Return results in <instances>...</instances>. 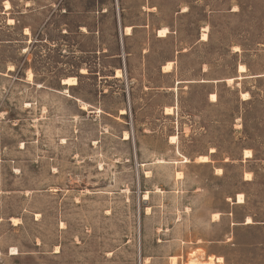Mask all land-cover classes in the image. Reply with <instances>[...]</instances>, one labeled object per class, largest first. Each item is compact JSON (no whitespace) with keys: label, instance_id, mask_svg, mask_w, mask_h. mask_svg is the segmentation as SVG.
Returning a JSON list of instances; mask_svg holds the SVG:
<instances>
[{"label":"rangeland","instance_id":"374dc122","mask_svg":"<svg viewBox=\"0 0 264 264\" xmlns=\"http://www.w3.org/2000/svg\"><path fill=\"white\" fill-rule=\"evenodd\" d=\"M4 1L0 264H264V0Z\"/></svg>","mask_w":264,"mask_h":264},{"label":"bare ground","instance_id":"6f19581e","mask_svg":"<svg viewBox=\"0 0 264 264\" xmlns=\"http://www.w3.org/2000/svg\"><path fill=\"white\" fill-rule=\"evenodd\" d=\"M4 3H5V1L3 2V5H4ZM7 3L10 5V3L7 1ZM10 8V7H9ZM8 8V9H9ZM5 9V8H4ZM9 21H12L11 19H9L8 20V22ZM12 23H13V21H12ZM125 30H126V32H128L129 30H130V27H126L125 28ZM163 33V34H162ZM165 33H166V30L165 29H159L158 30V32H157V36L158 37H163L164 35H165ZM201 39H203V40H205L206 39V33H202V37H201ZM171 64V62H168L167 64H165V68L167 67V66H169ZM241 68H243L244 69V71H245V67L243 66V65H239L238 66V72H241L240 71V69ZM243 71V72H244ZM81 72H82V70H81ZM30 76V75H29ZM115 77H120V70H117L116 72H115ZM232 79H229L228 81H231ZM65 81H70V82H73V83H65ZM61 83L63 84V85H67V86H72V85H76L77 84V80H76V77H67V78H64L62 81H61ZM242 95V97H247V93H242L241 94ZM213 97H215L216 98V95L214 94V93H210L209 94V99L211 100V101H214L212 98ZM81 108L82 109H85V107H84V105L83 106H81ZM120 113L121 114H124L125 113V111L124 110H121L120 111ZM130 138V136H129V134H128V132H124L123 133V140H128ZM175 137L174 136H172L171 137V140H173ZM246 152H250L251 153V151L250 150H244V157L245 158H249V157H246L245 156V153ZM252 154V153H251ZM252 156V155H251ZM250 156V157H251ZM196 160L197 161H199V162H202V161H207L208 159H207V157L206 156H198L197 158H196ZM188 160L185 158L184 159V162H187ZM178 175H180V173H178ZM145 197H146V195H144V197H143V199H145ZM241 202H243V196H242V194H237V197H236V203H241ZM212 218L213 219H218L219 218V214L218 213H215V214H213L212 215ZM13 221H15V220H13ZM244 223L245 224H250V223H252V221H251V218L250 217H246L245 219H244ZM11 250V255H14V254H17L18 252H17V250L15 249V248H11L10 249ZM192 254H194V253H192ZM172 260H173V263H174V258H171ZM145 262L144 263H147V258H145V260H144ZM222 261V258L221 257H215V258H212V257H209L206 261H202V262H200L199 260H197L196 258H191L188 262H187V264H219L220 262ZM143 263V264H144Z\"/></svg>","mask_w":264,"mask_h":264},{"label":"snow or ice","instance_id":"6c2138e0","mask_svg":"<svg viewBox=\"0 0 264 264\" xmlns=\"http://www.w3.org/2000/svg\"><path fill=\"white\" fill-rule=\"evenodd\" d=\"M3 7H4L5 9H8V8L10 7V5L7 3V0H5V3H4V5H3ZM236 10H237V9H233V11H236ZM185 11H187V9H185ZM9 23H12V21H9ZM162 34H163V33H162ZM235 51H239V49H235ZM166 70H167V69H166ZM240 71L243 72L244 69L241 68ZM65 83L67 84V83H73V82L65 81ZM212 99L215 100L216 98L213 97ZM21 147H23V145H21ZM212 151L215 152V149H212ZM251 155H252V154H251L250 152H246V153H245V156H246V157H250ZM202 162H205V163H206V161H202ZM245 179H246V180H250L251 177H250V176H245ZM145 199H147V197H145ZM39 219H40V217H37V220H39ZM60 227L63 228L64 225H61ZM57 251H59V249H58Z\"/></svg>","mask_w":264,"mask_h":264}]
</instances>
